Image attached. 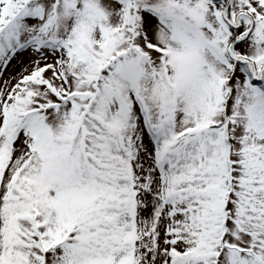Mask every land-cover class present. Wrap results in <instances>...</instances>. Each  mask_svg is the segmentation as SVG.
Returning <instances> with one entry per match:
<instances>
[{
  "label": "snow or ice",
  "instance_id": "obj_1",
  "mask_svg": "<svg viewBox=\"0 0 264 264\" xmlns=\"http://www.w3.org/2000/svg\"><path fill=\"white\" fill-rule=\"evenodd\" d=\"M0 264H264V0H0Z\"/></svg>",
  "mask_w": 264,
  "mask_h": 264
},
{
  "label": "rangeland",
  "instance_id": "obj_2",
  "mask_svg": "<svg viewBox=\"0 0 264 264\" xmlns=\"http://www.w3.org/2000/svg\"><path fill=\"white\" fill-rule=\"evenodd\" d=\"M29 63V57L26 53L18 55V57L12 61L8 69L4 72V79H7L10 76L16 75L23 66Z\"/></svg>",
  "mask_w": 264,
  "mask_h": 264
}]
</instances>
